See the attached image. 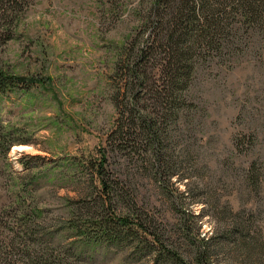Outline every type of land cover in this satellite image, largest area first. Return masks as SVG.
I'll list each match as a JSON object with an SVG mask.
<instances>
[{"label":"rangeland","instance_id":"obj_1","mask_svg":"<svg viewBox=\"0 0 264 264\" xmlns=\"http://www.w3.org/2000/svg\"><path fill=\"white\" fill-rule=\"evenodd\" d=\"M156 3L0 0V73L7 80L0 86V251L6 256L24 216L36 251L52 261L149 264L129 259L127 243L79 233L88 219L74 208L99 198L106 155L103 170L120 201L106 207L110 218H129L132 227L141 223L136 218L152 222L186 256L208 248L209 264H264L263 30L241 29L239 45L219 59H193L182 93L187 107L165 145L168 169L145 162H154L151 153L133 159L128 144L116 142L120 112L167 109L157 101L167 85L163 57L147 59L140 82L127 73L151 45L160 22ZM236 224L245 232L236 234Z\"/></svg>","mask_w":264,"mask_h":264},{"label":"trees","instance_id":"obj_2","mask_svg":"<svg viewBox=\"0 0 264 264\" xmlns=\"http://www.w3.org/2000/svg\"><path fill=\"white\" fill-rule=\"evenodd\" d=\"M153 13L160 22L157 23L154 34L148 37L151 45L141 50L139 61L134 67L128 68L127 73L129 78L140 82V78L147 76V59L163 57L162 74L167 85L158 94L157 101L165 104L166 113L146 115L140 114L136 109L120 112L121 117L114 135L118 137L116 142H119V146L128 144L124 149L134 151L133 159L144 160L142 154L151 153L155 157L154 162L151 159H145V162L152 163L154 169L160 170L163 167L169 168L165 145L173 138L169 129L175 131L179 127V114L182 109L185 110L184 106L187 107L182 93L189 88L194 72L193 59L202 56H206V60L223 57L229 46L239 45L237 34L243 28L252 32L264 31V0H157ZM5 79L0 73V86L7 82ZM102 160L101 170L98 171V183L101 187L99 198L93 201V205L90 203L92 201H84L80 208H74L75 216L80 210L85 212L88 219L78 228L79 233H86L90 241L95 239L97 242L118 246L127 243L130 247L128 257L133 261L137 256L139 261L147 259L149 264H209L208 248L206 252L199 250L194 256H186L181 253V243L163 234L152 222L136 218L135 221L141 223L132 227L126 223L129 218H110L106 207L113 208L114 203L120 201L118 198V201L115 200V195L112 196L117 191V185L112 188L111 179L103 170L107 162L106 155ZM249 174L254 177V187L259 192L261 184L256 178L258 174L252 169ZM96 218L98 219L95 221ZM29 223L24 216L16 221L20 231L13 232L10 240V248L14 252L11 256H6L0 251V264H64L61 258L52 261L50 256H43L36 251L33 238L28 236ZM93 227L97 228L94 232L96 236L89 234ZM234 231L236 234L245 232V226L236 224ZM79 259L87 260L82 255Z\"/></svg>","mask_w":264,"mask_h":264},{"label":"bare ground","instance_id":"obj_3","mask_svg":"<svg viewBox=\"0 0 264 264\" xmlns=\"http://www.w3.org/2000/svg\"><path fill=\"white\" fill-rule=\"evenodd\" d=\"M15 149H20V148L17 147V148H14V150H15Z\"/></svg>","mask_w":264,"mask_h":264}]
</instances>
